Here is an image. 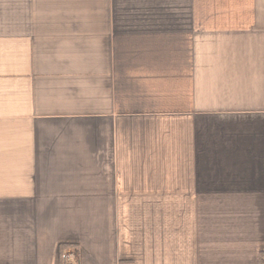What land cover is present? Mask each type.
Here are the masks:
<instances>
[{"label": "crops", "instance_id": "1", "mask_svg": "<svg viewBox=\"0 0 264 264\" xmlns=\"http://www.w3.org/2000/svg\"><path fill=\"white\" fill-rule=\"evenodd\" d=\"M0 264H264V0H0Z\"/></svg>", "mask_w": 264, "mask_h": 264}]
</instances>
